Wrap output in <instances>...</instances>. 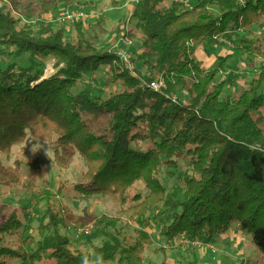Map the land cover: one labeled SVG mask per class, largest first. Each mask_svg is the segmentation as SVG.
<instances>
[{"label":"trees","instance_id":"1","mask_svg":"<svg viewBox=\"0 0 264 264\" xmlns=\"http://www.w3.org/2000/svg\"><path fill=\"white\" fill-rule=\"evenodd\" d=\"M82 1L91 6L93 0ZM73 2L47 0L42 8L72 7ZM130 18L133 27L123 37L142 44L141 71L135 69V75L117 54L100 51L81 21L74 25L76 34L67 37L41 19L22 23L0 0V156L9 157L29 138L52 145L59 168L77 153L86 165L72 190L84 198H110L117 206L115 217L76 218L81 225L96 221L85 247L59 231L68 224L49 207L35 235L12 243L7 239L20 236L23 228L12 212L0 224V264H146L151 235L143 228L123 235L118 225L124 217L140 223L159 206L170 213L162 222L169 240L211 244L236 223L264 256V68L236 94L225 96L229 80L217 81L216 73L227 57L212 70L195 57L200 47L219 46L241 31L264 27V0H245L243 6L235 0H196L191 9L138 0ZM238 45L264 60V43L241 40ZM24 55L29 64L15 70L10 59ZM47 60L55 72L45 77ZM102 66L110 69L106 83L120 85L119 91L105 100L93 97L91 87L75 92L80 80ZM157 77L165 82L159 92L145 85ZM179 93L187 95L186 102L172 101L170 96ZM89 118L102 121L98 129ZM179 161L187 169L176 176L180 187L168 193L159 167L173 177L170 171ZM25 164L31 178L37 177L41 164ZM20 167L2 169L0 184H13ZM137 183L146 196L132 192ZM98 237L101 243L93 244Z\"/></svg>","mask_w":264,"mask_h":264},{"label":"rangeland","instance_id":"2","mask_svg":"<svg viewBox=\"0 0 264 264\" xmlns=\"http://www.w3.org/2000/svg\"><path fill=\"white\" fill-rule=\"evenodd\" d=\"M4 1L22 23H35L36 20L41 19L46 24L51 25L54 30H62L67 37L76 34L74 25L77 22L73 24L61 23L57 21V18L65 8H81L90 16L86 21H81L86 36L94 41L96 40L100 51L113 52L117 55L120 50L125 49L124 44L120 41L121 38L133 27V21L130 18V8H132L134 3L130 0H126V2L123 0H91V6H86L82 0H74L72 7L59 5L48 11H44L42 8L43 2L47 0H14L18 3L17 7L13 5L12 0ZM209 9L211 12L218 14L215 6H210ZM101 20L103 27L99 25ZM123 23L127 26L125 29ZM96 36H98L97 39ZM127 39L132 43L128 48L131 62L135 69L140 72L141 66L138 62V56L142 47L141 41L137 38ZM241 40L264 43L263 26H255L253 31L247 35L239 36L238 34L230 41H227L233 45V48L229 45L226 46L224 43L223 45L221 44L222 47L233 54L232 60L225 63V66L223 65V68L230 70L227 78L229 82H227L223 92L225 96L234 95L240 88L248 85L261 67L259 57L254 59L240 48L238 43ZM217 47L207 46L205 48V52L213 56L215 63L208 65V70L218 67L219 59L224 56L220 52L221 48L218 49ZM254 62L257 64V67L256 65L255 67L258 68L256 72ZM10 63L14 65L15 70L20 67H27L29 56L24 55L22 58H12ZM43 67L45 69V77L55 72L53 61L51 60L44 61ZM138 71L136 72L138 73ZM109 77V67L102 66L95 73L80 80L75 92L91 87L93 97L105 100L111 93L121 89L118 84L106 83ZM176 95L182 102H186L187 95L185 93ZM88 123L98 129L102 121L89 118ZM34 145L39 148L35 153L32 151ZM32 161H37L38 164H41V170L35 178H31V174L25 164ZM17 163H21L20 170L14 175L15 178H13L14 176L10 177L13 178L12 181L14 183L11 185L0 184V224L5 222L12 212H16L23 221L20 236L9 238L7 239L8 241L18 244L19 238L25 239L28 236L35 235L34 231L39 225V220L44 210L48 207L61 212L68 226L59 227V231L70 237L80 247L87 246V239L84 236H78L74 228L92 224V234L96 228V221L93 220L86 225H81L76 222V218H83L85 215L92 216L94 219L102 215L108 217L116 216L117 206L110 198L99 195L84 198L72 190L73 185L81 178L86 165L85 161L77 153L68 160L66 168H59L53 162V146L45 141L29 138L25 143L15 148L9 157L0 156V172L5 168L14 170ZM186 169L185 162L179 161L177 168L170 171L174 173V176L171 177L168 176L162 166L159 167L160 182L166 187L168 193L173 188L180 187L176 176ZM132 192H138L142 196H146L148 193L140 183L134 186ZM179 198L182 199V194L179 195ZM169 215L170 213L165 212L163 206H159L154 212L148 214L147 219L142 220L140 223L124 217L118 225L123 235H132L136 228H143L151 235L153 244L145 252L146 264H264V256L250 241V235L241 231L236 223L223 235L216 238L214 243L210 244L215 251V253H212L207 247L197 248L190 244L181 243V237L171 240L165 237L162 233V222ZM102 240L103 237H98L92 243L98 245ZM12 264L21 263L14 261Z\"/></svg>","mask_w":264,"mask_h":264},{"label":"built area","instance_id":"3","mask_svg":"<svg viewBox=\"0 0 264 264\" xmlns=\"http://www.w3.org/2000/svg\"><path fill=\"white\" fill-rule=\"evenodd\" d=\"M130 1L135 4L138 0L135 2L133 0H130ZM168 1H169L168 6H170L173 3H177V4H181L183 6V8H185V9H191L192 8V4L190 2H188L187 0H168ZM236 4L239 6H243L245 4V0H236ZM168 6H166V7H168ZM89 17L90 16L88 14H86L81 8H76V9H66L65 8L60 12V14L57 18V21L61 22V23L73 24L77 21H86ZM130 17H131V15H130ZM120 41L124 44L125 49L120 50V52H118V56L120 57L124 66L133 75H135V67L133 66V63L131 62V58H130V55L128 53V48L132 45V43H131V41H129L125 37H122ZM227 41L228 40H220L221 44L225 43V44L232 47V45ZM116 47H117V45H116ZM259 63H260V66L262 68H264V60L260 58ZM229 74H230V70L228 68L219 69L216 73V80L219 82L226 81ZM145 85H147L152 90L157 91V92H159L165 88V82H164L162 77H157L154 81L149 82L148 84L145 83ZM170 98L172 99L173 102H177V101L182 102L178 98L177 95H171ZM74 229L76 230V233L78 234V236L87 237L88 235L91 234V232L93 230V225L88 224L86 226H76ZM181 243L190 244V245H193L194 247H197V248L207 247L208 249H210L212 251V253H215L212 245H210V244L205 245L199 239H189L187 237H181Z\"/></svg>","mask_w":264,"mask_h":264},{"label":"crops","instance_id":"4","mask_svg":"<svg viewBox=\"0 0 264 264\" xmlns=\"http://www.w3.org/2000/svg\"><path fill=\"white\" fill-rule=\"evenodd\" d=\"M123 1L126 2V0H123ZM187 1L190 2L191 4H195V3H196V0H187ZM164 5L168 6V5H169V1H168V0H164ZM130 10H131V8H130ZM123 27H124V29H125L127 26H125L124 23H123ZM263 29H264V27H263ZM251 31H253V29H252ZM251 31H250V32H251ZM250 32H239L238 34H239V36H240V35H245V34L247 35V34L250 33ZM224 44H225V43H224ZM222 45H223V44H222ZM222 45L218 46L217 48H218V49L221 48L220 52L224 54V56H222V57H223L224 59L227 57L225 63H228L229 61L232 60V56H233V54H232V52H230L228 49H225L224 47H222ZM225 45L227 46V44H225ZM232 48H233V45H232ZM205 50H206V49H204V48H202V47L198 48V49L196 50L195 57L198 59V61H200V62L202 63V66H203L205 69H208V68H207L208 65H210L211 63H214V60H213V56H212V55H209L208 53H206ZM141 51H142V49H140L139 54L141 53ZM249 58H250V56H249ZM253 58L255 59V57H253ZM225 63H224V66H225ZM214 64H215V63H214ZM255 65H256V67H257V64H255V62H254V68L256 69V70H255V72H256L258 68H256Z\"/></svg>","mask_w":264,"mask_h":264},{"label":"clouds","instance_id":"5","mask_svg":"<svg viewBox=\"0 0 264 264\" xmlns=\"http://www.w3.org/2000/svg\"><path fill=\"white\" fill-rule=\"evenodd\" d=\"M38 149H39V148H37V146L34 145L33 148H32L33 153H35ZM46 154H47V152H46Z\"/></svg>","mask_w":264,"mask_h":264}]
</instances>
